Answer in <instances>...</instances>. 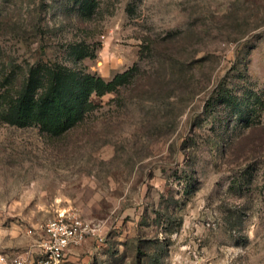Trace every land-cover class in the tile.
<instances>
[{"label": "rangeland", "instance_id": "rangeland-1", "mask_svg": "<svg viewBox=\"0 0 264 264\" xmlns=\"http://www.w3.org/2000/svg\"><path fill=\"white\" fill-rule=\"evenodd\" d=\"M60 65L115 83L61 134L17 121ZM72 210L88 264H264V0H0V254Z\"/></svg>", "mask_w": 264, "mask_h": 264}, {"label": "trees", "instance_id": "trees-1", "mask_svg": "<svg viewBox=\"0 0 264 264\" xmlns=\"http://www.w3.org/2000/svg\"><path fill=\"white\" fill-rule=\"evenodd\" d=\"M47 75L49 81L30 77L15 106L18 108L17 121L33 118L53 135L61 134L81 121L84 112L93 107L91 94L101 96L111 91L115 83V80L105 82L100 76L63 65L47 69L44 76Z\"/></svg>", "mask_w": 264, "mask_h": 264}, {"label": "built area", "instance_id": "built-area-1", "mask_svg": "<svg viewBox=\"0 0 264 264\" xmlns=\"http://www.w3.org/2000/svg\"><path fill=\"white\" fill-rule=\"evenodd\" d=\"M39 232L38 246L40 256L33 264H68L67 252L72 246L82 245L87 239L92 238L98 244L105 242V224L87 220L78 211H60L55 217L41 221L30 234ZM2 262L11 264H26L27 259L19 254L10 260L2 255Z\"/></svg>", "mask_w": 264, "mask_h": 264}, {"label": "crops", "instance_id": "crops-1", "mask_svg": "<svg viewBox=\"0 0 264 264\" xmlns=\"http://www.w3.org/2000/svg\"><path fill=\"white\" fill-rule=\"evenodd\" d=\"M39 234H40L39 232H37V234H31L32 239L23 243L22 250L20 252L18 251L19 253L14 249V247H12L11 241L4 243L2 246L5 249L4 252L0 254V257L4 255L10 260L12 257L22 254L27 259L26 264H33V262L40 256V248L38 246V239L40 237ZM97 244L95 243L94 239L89 238L82 245L70 247L67 252L68 264H88L89 259L92 258L95 255V253H97L95 251L96 249L93 248V246H96ZM90 245L92 247H90ZM0 264H11V263L10 261L2 262L0 260Z\"/></svg>", "mask_w": 264, "mask_h": 264}]
</instances>
